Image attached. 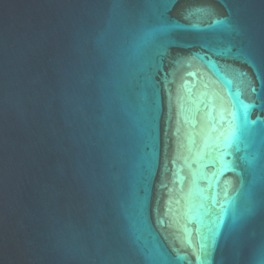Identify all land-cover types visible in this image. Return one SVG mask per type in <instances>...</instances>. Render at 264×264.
I'll return each instance as SVG.
<instances>
[{
	"label": "water",
	"instance_id": "95a60500",
	"mask_svg": "<svg viewBox=\"0 0 264 264\" xmlns=\"http://www.w3.org/2000/svg\"><path fill=\"white\" fill-rule=\"evenodd\" d=\"M0 264H264V0H0Z\"/></svg>",
	"mask_w": 264,
	"mask_h": 264
}]
</instances>
